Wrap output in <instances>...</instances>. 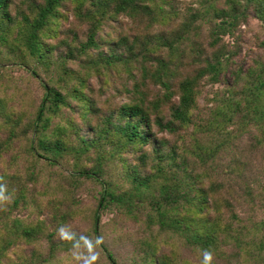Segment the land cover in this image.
<instances>
[{
	"label": "rangeland",
	"instance_id": "374dc122",
	"mask_svg": "<svg viewBox=\"0 0 264 264\" xmlns=\"http://www.w3.org/2000/svg\"><path fill=\"white\" fill-rule=\"evenodd\" d=\"M39 2L6 0L0 13V264H110L101 246L118 264H204L205 251L210 264H264V119L255 111L264 110V86L257 89L264 82V0H145L132 14H113L111 4L101 15L97 0H64L40 37L44 61L23 43L25 17H34ZM101 16L96 46L83 51ZM164 42L176 46L172 56ZM110 55L127 62L108 65ZM160 58L167 65L158 70ZM207 63L216 72L202 74ZM30 69L66 99L44 113L41 136L63 144L54 163L32 151L43 89ZM183 80H196L186 123L173 118ZM79 81L82 101L71 95ZM124 105L148 113L146 144L122 146L108 125L120 122ZM160 168L169 192H185V199L160 194L164 181L151 176ZM80 170L104 185L76 176ZM133 174L151 180L139 187ZM212 180L228 186L205 191L203 213L227 230L204 247L192 240L200 216L189 199ZM104 189L128 201L108 202L95 233ZM175 221L184 233L169 226Z\"/></svg>",
	"mask_w": 264,
	"mask_h": 264
},
{
	"label": "trees",
	"instance_id": "16d2710c",
	"mask_svg": "<svg viewBox=\"0 0 264 264\" xmlns=\"http://www.w3.org/2000/svg\"><path fill=\"white\" fill-rule=\"evenodd\" d=\"M64 0H40L39 4L36 6V12L34 14L33 18L25 17V21L27 23L26 31L23 33V43L26 45V50L31 56L37 57L38 60L44 61V56L48 53L45 50V44L42 40H40V37L46 36V30L50 24L57 18V8L61 5V3ZM145 0H97L99 3L98 8L102 10L99 14H105L108 9H110L111 4L114 5V7L111 9V13L113 14H119L127 12L129 14H132V12L136 11L140 6L139 4L143 3ZM148 2L153 0H147ZM92 3V2H91ZM6 0H0V13H3L6 8ZM142 10L145 12L149 11L148 5H142ZM5 13V12H4ZM221 14V13H220ZM103 16V15H102ZM102 16L98 19L93 20L91 23V28L88 32L86 43L83 45V51L90 47L96 46V41L94 39L95 32L98 29V26L100 25V20L102 19ZM87 17H91L92 15ZM94 17V14H93ZM177 39H181V36H178ZM173 44H167V43H161L160 47H165L168 49L169 55H173L175 53L176 46H172ZM150 52L149 50L146 51V53ZM147 55V54H145ZM126 59V58H125ZM123 57L119 55H110L107 57V64L108 65H114L112 63H126L127 59L125 60ZM158 65L160 69H164L167 63L162 60L161 58L158 60ZM26 68V67H25ZM143 71H145V68H142ZM213 71L216 72V66L213 63H207L205 70L202 72H209ZM30 74L37 79L40 86L43 89V96L41 98V102L37 108L36 116L33 122V131L35 133V142L36 146L32 150L34 154L49 162L54 163L56 157H58L59 153L63 149V144L60 143L59 140H54L53 142L49 141L45 136H41L42 131L46 130L48 128V122L49 118H44V113L48 105L54 107L57 109L59 105L66 104L65 96L62 95L59 91L56 89L50 87L48 83H46L43 78L40 77L38 72L35 69L29 70ZM196 80H183L179 84V99L178 104L173 110V118L176 120H179L180 123H186L189 120V117L187 116V112L191 108V105L194 102V98L196 95ZM81 86V81L78 82V86H74L71 89V95H73V98L77 99L78 101H82L83 99H86V96L82 94L79 87ZM165 87V84H163ZM264 82H261L259 84L258 88H263ZM233 97V96H232ZM232 98L228 99V103L231 106L232 104H235L236 107H238V102H232ZM232 102V103H231ZM259 106V105H257ZM250 109H247V114L245 116V120H247V117L250 114ZM255 111H259L258 115V122L263 121L264 117V110L261 108L256 107ZM116 117L120 122L112 123L109 122L108 125L115 129V132L117 136L119 137L120 141H122V146H135V145H143L146 144L149 140L151 134H150V117L148 113L142 109L138 105H124L121 106L118 110V113H116ZM40 125V126H39ZM260 125V123H258ZM243 126H245V123H243ZM264 130V128H262ZM39 151H42L43 154H39ZM210 151V150H209ZM214 150H212L213 152ZM212 152H210L212 154ZM48 154H51L48 155ZM163 170L160 168L158 169V174L151 175L152 178L156 177L162 178L163 184L160 188V194L164 196L165 199H167L169 202H175L178 203V199H185L186 194L185 192L180 193L179 195H174L175 193L169 192V187L167 186V179H165L166 174H160ZM76 176L81 178H93L97 181H99L102 185L104 183L99 180L98 176H96L95 172H89V171H77ZM159 175V176H158ZM151 176H145L140 177L138 175L133 174L131 177L132 183L136 186H146L151 180ZM225 180L223 182L212 180L207 184L206 190H204L202 187H194V194L189 199L190 204L193 206L194 209V215L200 216L199 220L195 222V225H197L196 231L194 230L192 234V240L194 243L208 247L209 245H213L214 241L218 238L220 234L224 233V230H227V225H224V230L221 228V225L219 224L218 217H206L205 212L203 213L204 205L203 201L205 200V191H210L213 195L215 193L221 194V191L223 192V189L225 185L228 186ZM178 187V184L176 185ZM226 190V189H225ZM132 196V195H130ZM179 197V198H178ZM110 201L115 202H126L127 199L122 200L121 196H116L113 192H109L108 190L104 189L100 200L98 202V207L95 210L94 213V232L97 231V225H98V219H99V213L102 208L106 206V204ZM215 201L212 202V205H215ZM185 203V202H182ZM227 204L230 205V202L227 201ZM128 205V204H127ZM129 211H132L131 209L134 207L133 204H129ZM217 211V208H215ZM159 224H163L164 221L167 220V218L164 216V213H160ZM264 227V221L260 223ZM170 227H173L177 230V232L184 233V230L181 229V226H178L177 222H173L169 225ZM262 227V228H263ZM264 237V235H263ZM262 237V238H263ZM259 250L263 249L264 247V241H260L259 244ZM101 249L105 253V256L110 264H118L116 260L114 259L111 252L105 247L101 246ZM261 251V250H260ZM264 259V258H263Z\"/></svg>",
	"mask_w": 264,
	"mask_h": 264
},
{
	"label": "clouds",
	"instance_id": "9594fccd",
	"mask_svg": "<svg viewBox=\"0 0 264 264\" xmlns=\"http://www.w3.org/2000/svg\"><path fill=\"white\" fill-rule=\"evenodd\" d=\"M2 192H3V189L0 188V201L5 199L2 195ZM211 259H212V254L208 251H205V253H204V264H210Z\"/></svg>",
	"mask_w": 264,
	"mask_h": 264
}]
</instances>
